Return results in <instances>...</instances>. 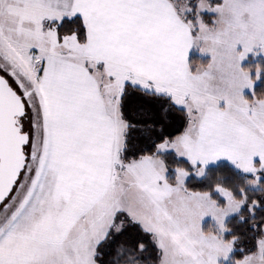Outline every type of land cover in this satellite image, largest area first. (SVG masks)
<instances>
[{"label":"snow or ice","instance_id":"6c2138e0","mask_svg":"<svg viewBox=\"0 0 264 264\" xmlns=\"http://www.w3.org/2000/svg\"><path fill=\"white\" fill-rule=\"evenodd\" d=\"M261 85L264 0H0V264H264Z\"/></svg>","mask_w":264,"mask_h":264},{"label":"trees","instance_id":"16d2710c","mask_svg":"<svg viewBox=\"0 0 264 264\" xmlns=\"http://www.w3.org/2000/svg\"><path fill=\"white\" fill-rule=\"evenodd\" d=\"M253 63L255 62V61H252ZM261 86H264V85H261Z\"/></svg>","mask_w":264,"mask_h":264}]
</instances>
